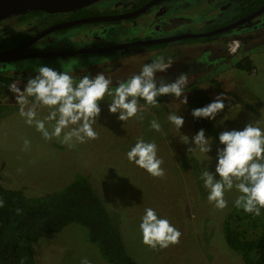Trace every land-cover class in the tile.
Masks as SVG:
<instances>
[{"label":"rangeland","instance_id":"obj_1","mask_svg":"<svg viewBox=\"0 0 264 264\" xmlns=\"http://www.w3.org/2000/svg\"><path fill=\"white\" fill-rule=\"evenodd\" d=\"M139 1L106 0L95 6L100 12L121 14L130 11ZM171 6L179 10L172 18L168 14L169 19L154 20L151 12L139 19L109 25H82L65 34L50 35L39 46L43 47L47 42L54 47L52 51H71L89 45L100 48L106 44L116 46L176 34H202L225 27L236 18V13L209 6L205 0H179ZM255 23L231 32L230 35L240 38L243 43L235 58L227 52L229 40L220 43L230 36L225 34L215 36L208 44L181 40L156 48H130L112 55L33 58L3 64L1 71L7 66L4 71L12 75L15 70L24 79L44 64L58 71L71 70L74 76L80 75V66L83 65L93 75L104 72L113 80H123L137 73L153 56L164 54L173 58L175 66L165 73H157L158 80L171 82L181 74L195 77L189 80L183 97H161L162 103L144 107L138 120L121 122L117 115L108 113L106 104L102 105V116L95 125L97 138L72 147L57 140L45 141L19 116L12 94L5 91L0 98L1 184L22 190L28 196L42 197L63 190L79 176H87L106 201L128 252L139 264H244L241 255L227 244L224 232L226 217L236 210L233 205L235 193L226 194L229 203L223 210L210 204L199 180L203 161L197 153L190 151L194 148L191 138L202 129L192 116V88L201 89L211 101L217 95L226 98L225 110L211 121L218 135L225 130L242 129L255 120L264 126V16ZM41 24L38 29H27L11 18L1 22L0 32H35L51 22L47 19ZM245 57L254 64L251 74L236 67ZM170 112L183 117L182 128L176 129L169 124ZM152 119L160 123V132L151 129ZM206 136L214 140L209 155L215 157L216 148L220 146L218 136L213 138L208 133ZM140 137L156 142L158 155L164 161L163 177H153L127 161L125 153ZM25 139L31 142L27 150L24 148ZM214 163L213 160V171ZM146 207L153 208L159 216L175 225L181 232L179 243L166 249L151 248L143 243L139 223ZM246 225L244 220L243 227ZM248 226L247 237L256 239L262 234L261 228L258 231ZM33 250L38 264H81L85 259L89 264H110L99 247L88 241L86 230L76 224L41 239Z\"/></svg>","mask_w":264,"mask_h":264},{"label":"clouds","instance_id":"obj_2","mask_svg":"<svg viewBox=\"0 0 264 264\" xmlns=\"http://www.w3.org/2000/svg\"><path fill=\"white\" fill-rule=\"evenodd\" d=\"M172 64L171 56L155 55L137 73L123 80H113L104 72L93 75L83 65L80 75L74 76L71 70L58 71L41 64L25 77L21 86L13 82L8 90L19 116L28 126L34 127L45 141L57 140L72 147L97 138L95 125L102 116V105L106 104L108 113L117 115L119 121L128 122L140 119L144 107L155 106L160 97H183L189 85L187 74L171 82L157 79V73L167 72ZM225 99L217 95L204 107L193 109L192 116L214 121L225 110ZM167 119L176 129L185 123L175 112H170ZM150 126L155 132L161 130L156 119L150 121ZM218 142L216 156L211 157L214 140L208 138L203 129L191 138L194 148L190 151L203 161L199 180L207 192L208 202L223 210L229 203L226 194L235 193L236 209L261 216L264 214V126L255 120L242 129L222 131ZM30 143L24 140L25 150ZM125 155L130 164L147 174L157 178L165 175L164 161L158 155L154 140L137 138ZM213 160L214 171L211 170ZM139 232L143 243L151 248L166 249L179 243L181 238L175 225L151 207L144 209ZM81 264L89 262L85 259Z\"/></svg>","mask_w":264,"mask_h":264},{"label":"trees","instance_id":"obj_3","mask_svg":"<svg viewBox=\"0 0 264 264\" xmlns=\"http://www.w3.org/2000/svg\"><path fill=\"white\" fill-rule=\"evenodd\" d=\"M264 2V0L262 1ZM40 11H32L19 18L24 24L34 20ZM80 16L89 15L80 10ZM31 36L20 33L0 39V49L23 43ZM212 37L192 39L190 42H209ZM164 45H157L162 47ZM239 70L251 74L254 64L249 57L236 64ZM13 82L0 73V98ZM211 98L198 87L192 88V110L209 104ZM143 104V102L141 101ZM162 103L160 97L158 103ZM193 119L213 138L218 131L210 120ZM106 201L98 194L90 178L79 176L63 190L42 197L28 196L22 190L4 187L0 182V264H38L33 250L41 239L56 235L72 224L84 228L88 241L97 245L110 264H139L128 252L120 227L114 221ZM236 209L225 220V239L230 248L241 255L244 264H264V214L254 216ZM241 214V215H240ZM260 230L262 234L251 239L243 227Z\"/></svg>","mask_w":264,"mask_h":264},{"label":"flooded vegetation","instance_id":"obj_4","mask_svg":"<svg viewBox=\"0 0 264 264\" xmlns=\"http://www.w3.org/2000/svg\"><path fill=\"white\" fill-rule=\"evenodd\" d=\"M103 1H106V0L99 1V2H97V3H95V4L91 5V6H88V7L73 11V12H63V13H58V14H48L46 12L40 11L38 16H36V18L34 20H31V21H29L27 23H24V24L23 23L20 24L18 20H19L20 17H23L24 15L29 14V12L25 13V14H22L23 16L22 15L12 16V17H10V18H8L6 20L0 21V24H1V22L4 23V22L8 21L11 18H15L19 25H22L23 27H27V29H31L32 27H37L36 29H38L39 26L43 25L41 23H44V21H47V19L50 20L51 24L46 25V27H42L38 31H35V32L31 31L32 34H30L31 32H29V33L27 32L26 33L25 31L24 32L21 31V32H18V33H14L13 30H11V31L2 30L0 32V39L7 38V37H10V36H14V35H17V34H20V33H24V34H28V35L31 36L28 39V40H30L31 38H33L34 36L40 34L41 32H43V31H45V30H47L49 28H52V27H54V26H56L58 24H61V23L74 22V21H77V20H83V19L95 18V17H101V16L113 17V16H119V15L120 16L121 15H128V14H132V13H134V12H136V11H138V10H140V9L150 5V4H153V6L151 8H149L144 14L139 15V16H135V17L130 18V19H139V17L141 18L142 16L148 15L151 12H153V13H151L150 16L154 20L163 19V18L164 19H169L168 16H167L168 14H170V16L172 18L175 14H177V11L179 10L177 7L171 6V4L174 1H179V0H140L128 12H124V13H121V14L117 13V12H114V11L100 12L99 10H97L95 5L99 4V3L103 2ZM262 1L263 0H205V3L208 4L209 6H216L217 9L221 8L222 10H226V11L229 10V11H232V13H236L235 14V17H236L235 20L227 25V26H229V25L235 24V23H237V22H239V21H241V20L253 15L255 12L260 10L264 6V2H262ZM83 9L89 15L80 16L81 14H79V11L83 10ZM263 16H264V12L260 16L254 18L252 21H250L248 23H245V24H243V25H241V26H239V27H237V28H235L233 30L228 31V32H225V33H222V34H218L216 36H221V35H225V34H229L230 35L231 32H233L234 30L239 29L241 27L244 28V27H250L252 25H256L255 22L260 20V19H262ZM130 19H127V20H130ZM121 21H125V20L100 21V22L88 23V24H97V23L98 24H102V23H104V24H108L109 25V24H114V23H118V22H121ZM160 22H164V21L160 20ZM82 25H87V24H82ZM82 25H76V26H73V27H70V28H67V29H62V30L55 31V32H53V33L41 38L37 42H35L28 49H26L25 52L26 53H28V52H33V53L50 52V51L54 50V47L49 45L47 42H44V46L40 47L39 43L43 42L50 35L51 36H55V35H60V34H63V33L65 34V32H68L69 30H71L73 28H76V27H80ZM220 28H223V27H218V28H215L214 30H217V29H220ZM214 30H212V31H214ZM212 31H209V32H212ZM186 34H191V33H186ZM176 35L177 36H181L182 34L181 35L176 34ZM214 37L215 36H213L212 39ZM205 38H209V37H205ZM197 39H199V38H197ZM28 40L24 41L23 43L27 42ZM149 40H156V39H149ZM187 40L190 41L192 39H187ZM225 40H229V42L227 44V52L229 53V55L231 57H234V58L237 57L240 54V51H241L242 46H243V43H242L241 39L236 37V36H234V35H230V36H226L220 43L225 42ZM143 41H148V40H143ZM179 41H181V40H179ZM211 41L212 40H210L209 42H204V43L208 44ZM233 41H238L240 43V47H239L238 52L236 54H231L229 52V50H228L230 43H232ZM23 43H20L18 45H15L14 47H11V48H8V49H12V48L18 47V46L22 45ZM126 44H130V43H126ZM162 45H165V44H162ZM116 46H118V45H116ZM149 46L151 48H153V47L156 48L157 47V45H149ZM88 47L99 49V47H96L95 45H89ZM111 47H115L114 44L102 45V47H100V48H111ZM141 47H143V46H141ZM218 48H219V46H218ZM8 49H0V52L8 50ZM126 49H130V48H124L123 50H126ZM123 50H117V51H112V52H107V53H99V54L77 55V56H73V57L90 56V55H100V56L101 55H112V54H117V52L123 51ZM64 51H66V50L62 49V50H59V51H56V52H64ZM204 51L205 52L208 51L207 46H205ZM59 57H63V56H59ZM52 58H58V57H43V58H34V59H52ZM63 58H68V57H63ZM21 61L22 60L5 62V63L21 62ZM5 63H0V66H2ZM174 66H175V64L173 63L171 68H173ZM6 67L7 66H5L2 71L0 69V73H2L4 76H6L8 78H12L14 80L20 81L18 86H21L22 83L24 82V78H21V75L18 74L17 71H15V70L13 71L12 75L10 73H8L7 71H4ZM13 68H15V67H12L11 69H13ZM16 75H18V77H15ZM194 77H195V75L190 76L189 80L191 78H194ZM8 89L4 90L2 94H4V92L7 91ZM2 94H1V96H2Z\"/></svg>","mask_w":264,"mask_h":264},{"label":"water","instance_id":"obj_5","mask_svg":"<svg viewBox=\"0 0 264 264\" xmlns=\"http://www.w3.org/2000/svg\"><path fill=\"white\" fill-rule=\"evenodd\" d=\"M99 1L102 0H0V21L6 20L12 16H19L28 12L32 11H43L48 14H58L63 12H73L88 6H91ZM153 4H150L132 14L128 15H119L113 17H95V18H88L83 20H77L74 22H66L58 24L52 28H49L40 34L34 36L27 42L23 43L22 45L8 49L5 51L0 52V63L11 62V61H18V60H25V59H33V58H43V57H73L77 55H85V54H99V53H107L117 50H123L124 48H135V47H145L149 45H162L166 43H171L179 40H187V39H197V38H205V37H213L218 34H222L233 30L245 23L252 21L254 18L260 16L264 12V6L255 12L253 15L226 27L214 30L208 33L202 34H184L181 36H171L162 39L156 40H148V41H138L130 44H122L111 48H91L87 47L80 50H71V51H64V52H56L50 51L46 53H33L28 52L26 53V49H28L31 45L35 42L40 40L41 38L62 29H67L76 25L88 24V23H95L100 21H112V20H127L133 18L135 16H139L144 14L149 8H151Z\"/></svg>","mask_w":264,"mask_h":264},{"label":"built area","instance_id":"obj_6","mask_svg":"<svg viewBox=\"0 0 264 264\" xmlns=\"http://www.w3.org/2000/svg\"><path fill=\"white\" fill-rule=\"evenodd\" d=\"M239 47L240 43L238 41H233L232 43H230L228 50L231 54H236L238 52Z\"/></svg>","mask_w":264,"mask_h":264}]
</instances>
